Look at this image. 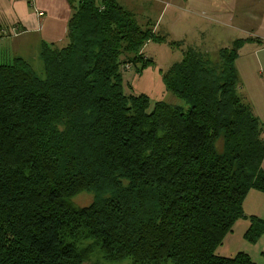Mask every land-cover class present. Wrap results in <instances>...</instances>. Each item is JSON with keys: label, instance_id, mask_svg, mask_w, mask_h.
<instances>
[{"label": "trees", "instance_id": "1", "mask_svg": "<svg viewBox=\"0 0 264 264\" xmlns=\"http://www.w3.org/2000/svg\"><path fill=\"white\" fill-rule=\"evenodd\" d=\"M68 2V42L43 43L42 76L0 61V264H259L216 254L240 219L249 243L264 233L242 207L264 193V126L235 65L252 39L212 60L118 0ZM148 42L182 54L162 76L185 107L125 93L127 68L153 63Z\"/></svg>", "mask_w": 264, "mask_h": 264}, {"label": "crops", "instance_id": "2", "mask_svg": "<svg viewBox=\"0 0 264 264\" xmlns=\"http://www.w3.org/2000/svg\"><path fill=\"white\" fill-rule=\"evenodd\" d=\"M149 4L161 8L154 22L146 20L153 23L152 31L156 33L165 7L175 9L170 27L176 23V15L191 10L196 15L201 14L208 25L194 28L192 19H188L184 21L183 27L197 33L192 38L193 44L189 46L201 47L208 53L211 46H215V41L221 43L220 47H228L234 40L252 39L240 48L235 65L239 74V94L264 126V0H149ZM71 11L68 0H0V47L10 46V50L6 48L8 52L0 49V61L25 59L23 54L29 50L41 61L39 55L43 43L64 48L68 42L67 22L72 16ZM208 28L215 30V33L210 32V37L206 34L210 30ZM182 36L186 35H179L178 41H183L180 39ZM262 169L264 171V159ZM242 207L247 217L255 216L264 220V193L250 190ZM249 225L247 219H240L231 233H235L236 227H242L240 236H243ZM263 239L264 233L258 239L264 251Z\"/></svg>", "mask_w": 264, "mask_h": 264}, {"label": "rangeland", "instance_id": "3", "mask_svg": "<svg viewBox=\"0 0 264 264\" xmlns=\"http://www.w3.org/2000/svg\"><path fill=\"white\" fill-rule=\"evenodd\" d=\"M118 2L127 10L133 11L141 24H143V22L147 19L154 22L158 15L157 11L159 9L161 10V8L158 9V7H155L156 5L151 7L149 0H118ZM170 2H172V0H170ZM164 9V15L160 18L161 23L159 22L161 25L156 28V31L160 35H167L168 41H177L179 40V35L182 34L186 35L180 38L184 41L185 46L193 44L192 38H195L197 34L196 31L187 30L183 27L185 25L184 21L187 22L188 19H192L194 28H199V26L205 27V25H208V23L204 21V18H202L201 14L196 15L194 14V11L191 10L185 12V14L179 16L176 15V23L170 27L172 21L171 16L172 18L174 17L172 12H175V9L170 7H165ZM210 32L215 33V30L210 29L206 32L209 37ZM220 44V42L215 41V46H211L209 50L210 59H217L218 50L223 47H220ZM6 48L10 50V46L0 47V49H5V51L8 52ZM144 54L151 59L153 63L149 64L142 70H140V64L127 68V70L123 73V89L125 93L147 95L152 105L161 101L166 104L185 107V104L180 99L175 98L170 92H167L166 87H164L163 84L162 76V72L166 71L168 67L181 60L182 54L180 51L178 49H171L167 44L150 43L144 48ZM23 55V57L29 61L36 73L42 76V63L39 59H37L33 51L29 50ZM90 201L91 196L85 193L73 199V203L78 207L87 206L91 203ZM242 230V227H236L234 231L235 233H230L228 235L227 240H225L224 244L217 249L216 254L219 256L231 257V255H234L239 251H244L249 254L252 261L259 264L264 263V258L262 257V253L264 252L261 247L262 243H258L257 241L256 243L251 244L244 240L243 236H240L242 234ZM87 243L88 242H85L84 245ZM96 261V255H92L91 259L86 264H96ZM112 264H130V261L124 260L119 263Z\"/></svg>", "mask_w": 264, "mask_h": 264}]
</instances>
